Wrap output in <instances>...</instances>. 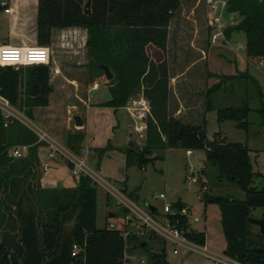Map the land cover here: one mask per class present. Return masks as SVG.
<instances>
[{
	"label": "trees",
	"instance_id": "16d2710c",
	"mask_svg": "<svg viewBox=\"0 0 264 264\" xmlns=\"http://www.w3.org/2000/svg\"><path fill=\"white\" fill-rule=\"evenodd\" d=\"M85 2L37 0V45H50L53 28L85 29L90 69L103 72L98 65L104 64L113 73L105 83L107 98L103 99V95L96 93L90 96L89 104L116 110L123 107L140 88L150 103L144 118V143L137 146L129 141L128 147L123 149L126 165L143 168L159 157L155 151L165 148L203 150L206 159L218 167V178L235 182L244 192L241 199L230 195L204 196L205 202L216 203L219 207L225 256L242 264H264V234L249 220L252 209L264 208V171L253 170L247 144L226 140L221 143L217 138L208 140L204 118L200 123H188L168 113V25L180 0H90L88 13L84 12ZM4 8L0 4V11ZM224 11L236 13L239 20L226 24L222 29L223 35L228 37L232 32H242L246 56L253 61L264 59V0H226ZM218 77L219 80L205 90V111L212 109L211 95L221 87L222 79H253L247 72ZM52 88L49 64H21L18 68L0 64V97L29 117L34 107L48 104ZM255 90L260 101V107L256 109L260 116L259 125L264 126L263 94L257 83ZM251 110L248 101L242 99L237 106L218 108L217 121L233 120L247 130ZM83 138L79 130L68 132L67 146L79 153ZM44 144L19 119L5 117L0 108V264H9L5 251L13 253L19 260L25 253L14 208V201L22 191L27 207L34 210L44 260L58 253L63 225L72 221L77 213L73 240L81 250L72 263L124 264L127 240H136L137 246L144 241H139L135 233L124 237L119 229L96 226L97 191L89 176L80 175L73 187H43L38 175L37 150ZM15 145H26V153L21 157L11 156L8 148ZM67 165L71 166L69 162ZM257 178L262 179L261 185L255 182ZM122 192L127 194L126 186ZM128 195L131 197V192ZM171 207L180 209L185 204L176 201L171 203ZM127 210L125 208V212ZM153 212H156L155 208ZM166 217L170 224L184 231L187 240L204 245V233L188 229L187 215ZM261 217H264V211ZM150 232L155 234L152 230ZM146 244L144 242L141 246ZM150 254L157 261L162 258L157 251Z\"/></svg>",
	"mask_w": 264,
	"mask_h": 264
},
{
	"label": "rangeland",
	"instance_id": "374dc122",
	"mask_svg": "<svg viewBox=\"0 0 264 264\" xmlns=\"http://www.w3.org/2000/svg\"><path fill=\"white\" fill-rule=\"evenodd\" d=\"M218 1L225 3L226 0H180V5L168 25L167 70L169 81H173L171 91L168 92V113L173 114L175 110V92L179 90V84L177 82L175 84V81L177 79L182 81L184 78L186 83H189L187 84L190 86L188 90L194 92L191 101L195 107L193 111L190 110L187 115H184L182 121L200 123L204 118L205 135L208 140L225 138L227 142H245L249 148L253 170L259 171L264 169V126L259 125L260 116L256 109L260 107V101L255 88L257 83L262 91L264 104V66H260L259 61L250 59L252 64L259 65V70L254 74L253 79L236 78L225 81L222 79L221 87L211 95L212 109L204 110L205 90L216 83L221 74L210 77V74L206 72L205 59L199 57L198 47L205 50V41H208L210 37L212 39L216 31L222 32L224 25L219 22V19L222 12L224 15V6L216 16L214 15L215 7L212 8V5L216 6ZM3 16L0 12V40L4 35V28L1 25ZM60 31L58 28L55 30L48 64L51 65L52 59L57 60L60 62L61 70L72 78L71 81L64 80L63 85L52 80V85H57L53 94V97H56L55 101L58 102L60 99L63 105L68 106V110L64 107L66 123L58 121L60 105L55 103L51 109L52 111L55 109V113L50 116L49 120L41 118L42 120L39 121L32 118V115L29 117L14 109L9 104L7 106L0 99V107L4 115L14 116L33 132L34 130L44 131L50 137L49 132L53 128L62 133L60 139H65V141L68 132H72V129L77 131L75 129L82 127L73 125L71 114L81 112L85 116L86 136L90 139L89 144L95 146L92 147L94 154L88 157V164L94 167L98 176L119 192L111 193L113 189L107 192L100 184H96V226L102 228L113 223L116 229L126 231L128 234L135 233L139 241L147 243L146 246H137L136 240H127L124 264H220L218 259H226V256L219 207L216 203L205 202L204 196L230 195L241 199L244 197V192L235 182L218 178V167L206 159L203 150H191V153L187 154L183 148H165L155 151L159 157L143 168H138L136 165L127 166L123 149L128 147L129 141L134 145L142 146L144 131L135 132L134 118L128 113L126 106L130 109L141 107L140 101L143 98L146 116L150 103L140 88L129 97L123 109L114 111L113 108L97 105H93L89 110L86 109V112L83 107L80 109L79 98L87 100L96 92L106 91L105 83L108 80L104 72L94 68L90 69L85 38H81L79 33L73 31L63 33L60 37ZM222 39L219 38L218 41L221 42ZM220 62L221 71L215 67L219 72H240L239 67L235 68L234 61L230 62L226 57H221ZM185 67L189 68L184 71ZM58 95L60 98L57 99ZM242 99H246L252 108L248 115L250 126L247 130L239 127L233 120L217 121L218 108L237 106ZM133 101L136 103L134 104ZM192 153L195 154L192 155ZM57 157L63 159L62 162H67L60 156V153ZM42 172L44 170L38 165L40 178ZM255 182L261 185L262 179L257 178ZM124 186L127 187V194L122 192ZM129 192H131V197L128 195ZM160 193H164L165 198H160ZM120 200L128 205H135L138 212H145L159 221H161L165 202H183L188 211V229L204 233L206 252L203 251L201 245L191 243L174 245L172 241L157 232L152 234L149 229L139 228L135 224L134 216L132 224H126L125 215L131 212L129 210L125 212L126 206L121 204ZM148 205H152L156 212L152 213ZM110 211L117 213V217L109 218ZM263 211L264 208L252 209L251 216L259 218ZM174 248L177 250L176 253L173 252ZM151 251L161 253L162 258L155 260L151 257ZM210 256L217 259H212Z\"/></svg>",
	"mask_w": 264,
	"mask_h": 264
},
{
	"label": "crops",
	"instance_id": "0c3cea01",
	"mask_svg": "<svg viewBox=\"0 0 264 264\" xmlns=\"http://www.w3.org/2000/svg\"><path fill=\"white\" fill-rule=\"evenodd\" d=\"M6 1H7L8 6L10 7V12L5 13L4 11H0L4 15L2 19V23H1L2 27L4 28V35L2 36L0 40V64H11V65H14L16 68H18L19 65L16 66L15 64H34V63L45 62V61L49 62L50 47L53 44V40L55 36L54 33L57 28H53L51 30V42H50L51 44L49 46L41 47L37 45L36 43L37 0H6ZM224 5L225 3H222L221 7L223 8ZM238 20H239V16L236 13H228L224 11V15H223V12L220 14L219 22H222L223 25L225 26L226 24H234ZM60 30H61L60 37L63 35V33L65 34L66 32L73 31V32L79 33L80 37L85 38V41H86V30L83 28L68 27V28H61ZM222 36L223 37L219 36L214 42H211V37L209 38L208 41H205V50L201 47H198V51H200L199 57L205 59L206 61V72L211 73L210 77L211 76L215 77L214 75H217V74L236 75L237 72L223 73V72H219L215 68V67H218V69L220 70L221 57H226L228 61L235 62V68L238 69L239 67L240 72H247L249 75L253 77L254 74L258 72L259 65L252 64L250 59L245 54L244 34L242 32L235 31V32H232L228 37H225L223 34ZM219 38H223L222 39L223 41L221 40V42H219L218 41ZM51 62H52L51 65H49L51 84H52V80H55L59 82V84H62V85L64 84V80L65 81L72 80V78H69L61 70L60 62H58L55 59H52ZM54 68L58 69L57 73L53 72ZM188 68L185 67L184 71ZM176 82L179 84V90L175 92V96H176L175 110L172 115L182 120V118L184 119V115H187V113L195 107V104L192 103L191 101L192 97L194 96L193 94L194 92L192 90H188L190 86L187 85L189 83H186V79L183 78L182 81H179L177 79L175 81V84ZM180 83L182 85H180ZM172 84H173V81L168 82L169 93L171 91ZM56 86L57 85L55 84L52 85L53 88L49 94L48 104L46 106H37L33 108L32 118L39 120V121L41 118L42 119L44 118V120L46 121L49 120L50 116L55 113V109L53 110L54 112L51 110L53 104L55 103V104L60 105V113H59V117H57L58 121H60L63 124L66 123V114L64 112L68 110L67 108L68 106L63 105L62 103L63 101H59L60 99L58 100V102L55 101L56 97L54 98L53 94H54ZM96 93H100V95H103V99L107 98L105 91L96 92ZM58 98H60V95H58L57 99ZM0 99H4V98L0 97ZM89 99L90 97H88L87 100L79 98V101H78L79 108L81 109L83 107L85 112L87 111L86 109L89 110L90 108L93 107V105L89 104L88 102ZM64 107H66V110H64ZM100 107H107V106H100ZM108 108H111V107H108ZM119 109H123V107H119L116 110H119ZM74 114H78L83 121L82 127L79 129H75V130L81 131L84 135V138L81 142L80 147L81 148L95 147L94 145L89 144L90 139L87 138L86 136L85 116H83L81 112H74L71 114V116H73ZM73 125H74V122H73ZM67 128L69 127L67 126ZM73 130L74 129H72V131ZM51 132H49L51 137L55 141H57L64 149L70 151V148L67 146L65 139L63 140L60 139V136L62 135V133H60L59 131H55L53 128H51ZM49 152L50 150L46 143L38 147V150H37L39 165L44 170L40 178V184L43 187H55V186L73 187L75 186L77 183V178L71 175L67 163L62 162L63 159H61L60 157H56L54 159L49 158L48 156ZM79 153H76V154H79ZM194 154L195 153H192V155ZM256 158L259 159V157H256ZM259 171L263 172L264 169L259 170ZM202 249L203 251L206 252L204 245L202 246ZM210 257L214 259L213 256H210ZM225 258L230 259L227 256Z\"/></svg>",
	"mask_w": 264,
	"mask_h": 264
},
{
	"label": "built area",
	"instance_id": "2783aa9c",
	"mask_svg": "<svg viewBox=\"0 0 264 264\" xmlns=\"http://www.w3.org/2000/svg\"><path fill=\"white\" fill-rule=\"evenodd\" d=\"M0 4L5 7L3 10L5 13L10 12V7L8 6L6 0H0ZM213 7H215V4L212 5V8ZM221 35H222L221 31H216L215 33H213L211 42H214ZM38 63L48 64L47 61L38 62ZM259 65L264 66V59H261L259 61ZM53 72L57 73L58 69L54 68ZM1 100L4 101L5 104L8 106V102L6 100H4V99H1ZM133 102H134V104L136 103L135 101H133ZM138 103H139V101H138ZM140 104H142L141 107L130 109L129 107L126 106V109H127L128 113L134 118V130H135V132L141 133L145 129V121L143 120V118L145 117L146 108H145V101L143 100V98L141 99ZM134 110H135V112L137 111V113H135ZM5 117H8V115ZM34 132L37 134L38 140L44 141L47 144V146L49 147V150H50V152L48 154L49 158L54 159L57 157L58 153H60V156L63 157L64 160H66L67 162H69L71 164V166H68V167H69V171L73 177L78 178L80 175H87L95 182V184H100L107 192H111L113 189V191L111 193H115V192L119 193L115 188H113L112 185H110L105 180H103L100 176H98L94 167H92L88 164L89 155L94 154L93 148L83 147L80 149V154L72 153L71 151L64 149L57 141H55L52 137H50L46 132L35 131V130H34ZM26 149H27L26 145H20V146L17 145V146H13V147L8 148V153L13 157H21L26 153ZM186 153L190 154L191 150H187ZM159 197L165 198V194L160 193ZM120 202H121V204H124L126 206V208L131 212V214L125 215V223L126 224L127 223L132 224V220H133V216H134L136 219L135 224L137 227L142 228V229L143 228L149 229V230H152L154 232H157L162 237H165V238L169 239L170 241H172L174 245L179 244V243H183V244L191 243L193 245L195 244V243L187 240L184 236V231L182 229H178L175 225L170 224V222L168 221V219L166 217L167 215H175V214L187 215L188 211H187L186 207H182L180 209H174L171 207V203L165 202L163 204L162 215L160 217L161 221H159L155 217H153V216H151L145 212L144 213L138 212L137 207L133 204L128 205L121 200H120ZM129 202H132V201L129 200ZM151 212L153 213V211H151ZM109 227L115 228L113 223H109ZM127 234H128V232H126V231L122 232V235L124 237H126ZM80 250H81V247L79 245H77L75 243L72 245V256H73V258ZM173 252L176 253L177 250L174 248ZM214 259H217V258H214ZM218 260H219L220 264H242V263H240L236 260H233V259L219 258Z\"/></svg>",
	"mask_w": 264,
	"mask_h": 264
},
{
	"label": "water",
	"instance_id": "95a60500",
	"mask_svg": "<svg viewBox=\"0 0 264 264\" xmlns=\"http://www.w3.org/2000/svg\"><path fill=\"white\" fill-rule=\"evenodd\" d=\"M90 0H86L83 8L84 12H89ZM222 2L218 1L215 6L216 16L221 10ZM104 72V75L107 80L111 79L113 74L111 73L108 66L104 64L98 65ZM72 120L75 126H82L83 121L79 115H73ZM221 143L225 142V138H220ZM22 191L17 199L14 201L15 215L18 218L20 225V234L19 239L24 247L25 253L22 259H17L13 253L5 251V254L9 258V264H73L72 256V245L74 244L73 240V231L77 225V213H75L73 220L64 224L61 232V243L59 251L56 255L46 260L43 259L42 252L39 247L38 234L36 230V224L34 219V210L31 207H27V203L23 198ZM148 208L153 211L154 207L148 205ZM108 217L115 218L117 213L110 211ZM249 220L254 223L261 234H264V217H249ZM144 242L141 243L143 245ZM156 255V252H154Z\"/></svg>",
	"mask_w": 264,
	"mask_h": 264
}]
</instances>
